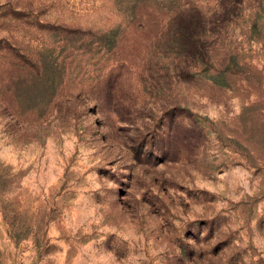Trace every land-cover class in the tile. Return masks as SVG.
I'll return each mask as SVG.
<instances>
[{
	"label": "rangeland",
	"instance_id": "374dc122",
	"mask_svg": "<svg viewBox=\"0 0 264 264\" xmlns=\"http://www.w3.org/2000/svg\"><path fill=\"white\" fill-rule=\"evenodd\" d=\"M0 264H264V0H0Z\"/></svg>",
	"mask_w": 264,
	"mask_h": 264
}]
</instances>
